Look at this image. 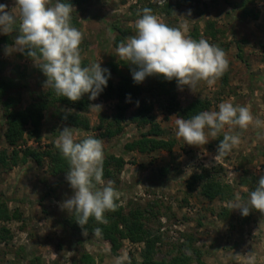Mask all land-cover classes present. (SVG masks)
Instances as JSON below:
<instances>
[{
    "label": "rangeland",
    "instance_id": "obj_1",
    "mask_svg": "<svg viewBox=\"0 0 264 264\" xmlns=\"http://www.w3.org/2000/svg\"><path fill=\"white\" fill-rule=\"evenodd\" d=\"M167 1L184 2L177 11V19L182 30L186 27L187 36L195 26L203 31L209 20L215 21L222 30L229 31L231 28L227 17L231 8L225 0ZM55 2L56 0H52V4ZM152 2L157 3L155 0ZM0 4H6L10 11L15 7V0H0ZM258 4L262 6V0H258ZM142 7L140 0H87L82 1L81 6L74 7L73 11L82 24L83 39L80 45H84L85 41L89 44V49L81 57L88 60L89 65L100 63L106 69L110 62L117 63L120 59L113 46L114 35L106 25L108 22H117L130 26L133 29L132 35H135V10L140 11ZM189 10L190 16L187 15ZM238 26L240 37L248 38L250 42L244 48L245 58L242 62L236 56L237 39L230 32L225 36L224 42L230 44L226 53L230 72L228 87L223 88L219 79L211 87L201 81L195 93L187 87L181 93L184 104L195 99L210 100L211 111H218V105L223 101L247 106L254 119L262 122L259 127L253 123L247 130L236 129L241 143L228 156L215 161L217 153L210 151L207 144L190 146L182 138L178 139L175 135L176 115L171 116L169 121H164L161 114L157 115L166 138L178 141L173 155L163 151L151 155L125 153V144L139 139L141 134V130L129 121L121 136L111 141L103 140L104 154L113 153L128 162L121 175V184L116 189L120 205L145 209L152 207L155 214L159 213L150 222L151 228L161 237L156 252L158 259L169 256L174 248L186 240V236L193 235L197 239L196 246L204 253L202 260L205 264H246V254L249 252L255 254L256 264H264V216L253 210L245 217L239 210H230L228 202L210 203L196 192H187V181L203 168L223 166L224 170L219 176L231 184L235 194L239 193L245 199L249 188L238 183L246 172L258 177L264 175V12L258 21L240 23ZM4 36L7 35L0 34V57L7 64L3 77L12 76L13 69L17 66H20L21 72L26 70L29 88L23 90V106L27 107L32 102V93L45 89L44 81L35 73L37 67L33 61L20 59L19 52L5 53L6 44L1 41ZM115 80L118 78L115 77ZM92 104L102 105L100 112L90 109L87 114L94 127L99 124L101 116L111 118L115 115L117 102L114 100L95 99ZM53 114L50 112L46 116L40 138L29 140L26 137L27 145L24 148L34 146L44 151L47 145L55 143L58 137L52 130L57 121ZM4 134L5 127L0 112V150H9ZM93 134L97 133L74 131L77 142ZM209 139L210 142L212 138ZM0 193L10 199L11 210L18 209L22 213L21 221L6 223L13 232L14 239L11 243L2 245L6 254L1 264H30L36 258H40V264H81L82 254L91 255L95 264H116V258L120 256L128 257L125 263H129L131 258L142 261L145 248L143 243L134 244L125 240L120 253L114 256L111 245L96 234L74 238L72 244L68 242L70 234L65 236L58 222L63 223L66 217L72 215L61 210L59 203L72 195V190L65 176L50 175L47 160L41 167L29 160L9 173H5L0 167ZM222 208H228L230 212L225 219L216 215ZM17 253L20 255L17 256Z\"/></svg>",
    "mask_w": 264,
    "mask_h": 264
},
{
    "label": "trees",
    "instance_id": "obj_2",
    "mask_svg": "<svg viewBox=\"0 0 264 264\" xmlns=\"http://www.w3.org/2000/svg\"><path fill=\"white\" fill-rule=\"evenodd\" d=\"M82 1L87 0H62L69 2L73 7L81 6ZM143 7L151 8L153 13L163 18V22L172 27H179L177 19V11L184 2L172 3L167 1L163 6L153 3L152 0H140ZM263 5L258 4V0H241L240 2L233 0H225V3L231 8L228 12V22L230 30L225 31L218 27L215 21H207L202 31L199 26H195L190 30L189 37L195 40L204 38L211 44L218 45L226 53L229 45L224 42L225 36L230 32L235 39L237 58L244 61V48L250 40L240 37L239 24L249 21H258L264 12ZM135 10V19L138 20L142 15V11ZM72 25L81 31L82 24L75 12L71 13ZM108 31L113 36V46L124 41L127 37L132 36L133 29L130 26L117 22H108L106 25ZM18 32L4 36L1 41L6 45L14 43V37ZM80 45V53L83 55L88 49V41ZM262 53L264 60V44L262 45ZM18 57L22 60L32 61L23 54ZM6 62L0 57V112H2V122L5 127V141L9 150H0V167L5 173L11 172L15 167L26 164L29 160L43 166L45 160L48 161V170L51 176H65L69 165L66 159L62 157L60 151L55 147V143H51L42 151L38 147L26 146V137L29 140H37L40 138L46 116L53 112L56 118L53 133L59 136L60 130L67 126L74 131H82L85 133H97L93 136L102 140L111 141L124 133L125 124L129 121L141 130L139 139L125 144V153L138 152L141 155H151L157 152H167L171 155L178 146L175 138H166V132L158 121V114L163 116L164 121H169L171 116L176 115L185 119L202 111H211L212 103L210 100L195 99L188 104L182 101V90L177 86L175 80L167 81L163 77H146L142 83H135L132 77V68L134 65L127 64L126 61L119 60L110 62L107 69L110 71L107 87L97 97L99 100H114L117 102L115 115L111 118L101 116L99 124L94 127L91 125L87 114L90 110V100L88 95H84L81 100L71 102L67 98L58 97L51 89L40 90L32 93V102L27 106H23V90L29 88L27 72L20 71V66L13 69L12 76L3 77V71L6 68ZM82 65L89 66V61L82 58ZM124 69V70H123ZM35 73L45 82L46 77L39 68ZM115 77L118 80H115ZM264 77V70H263ZM222 87L226 88L230 81V72L227 70L222 77L219 78ZM137 102L139 106H137ZM73 110L71 113L68 110ZM66 117V119H65ZM145 130V131H143ZM143 131V132H142ZM86 137L81 138L84 139ZM223 139V132L216 139H212L207 143L210 151L217 153V146ZM128 162L123 157H119L113 153L104 154L103 162V179L107 182L114 181V187L119 188L121 184V175L125 170ZM224 168L218 165L215 168H203L200 173L193 174L187 181V192L197 193L201 198L213 203L221 201L227 203L235 196V189L231 184L225 182L219 173ZM260 177L253 176L246 172V175L239 181V185L254 190ZM10 199L5 194L0 193V264L5 257L6 252L2 248L3 244H9L14 239L13 232L6 226L8 222H19L22 220L20 210H11L9 207ZM117 209L114 212H106L105 216L108 220L107 224H97L93 219L88 222L87 233L95 235L94 229L100 228V239L111 245V251L117 256L123 246V242L128 240L134 244L145 245L142 252V261L131 258L129 263L125 264H205L202 260L204 254L202 249L196 246L197 239L193 235L186 236V240L177 248L162 259L156 257L158 244L161 241L160 235H157L150 222L153 218H157L158 214L153 212V208L144 207H124L120 205L117 199ZM228 208L216 214L219 218L225 219L229 216ZM250 217V216H249ZM57 223V221H56ZM66 236L70 234L68 242L74 243V238L83 236V230L76 222L73 216L66 217L64 222H58ZM199 225H202L199 222ZM20 255L17 253V256ZM81 264H95L94 258L89 254H82ZM30 264H40V258L33 259Z\"/></svg>",
    "mask_w": 264,
    "mask_h": 264
},
{
    "label": "clouds",
    "instance_id": "obj_3",
    "mask_svg": "<svg viewBox=\"0 0 264 264\" xmlns=\"http://www.w3.org/2000/svg\"><path fill=\"white\" fill-rule=\"evenodd\" d=\"M155 2L163 6L167 0ZM73 10L71 3L62 0H56L55 4L52 0H15V7L10 11L6 4H0V34L18 32L14 43L5 46V53L19 52L30 58L46 77L45 89L71 102L81 100L86 94L95 100L107 87L110 71L100 63L82 65L83 33L71 23ZM141 11L135 22V35L116 47L118 58L135 66L132 68L135 83H142L146 77H163L167 81L175 80L181 90L187 87L195 93L201 81L211 87L227 72L229 61L221 47L204 38L192 39L185 34L186 27L182 30L169 26L151 8ZM187 15H191L190 10ZM89 108L100 112L102 105L90 104ZM253 123L257 127L262 124L254 119L247 106L223 101L218 111H202L190 119L177 117L175 135L187 145L200 147L209 142V137L216 139L223 132L214 157L218 161L241 143L240 134L235 130H247ZM55 147L68 162L65 178L72 190V195L60 202L59 207L75 218L86 235L85 226L90 219L107 224L105 213L117 209L114 181L103 179L104 141L88 135L77 142L74 130L65 126ZM227 207L239 210L245 217L253 210L264 216V175L254 190L247 193V199L237 193ZM94 232L99 234L101 229L96 228ZM127 260V256L117 257L116 264H125ZM246 264H256L253 252L246 254Z\"/></svg>",
    "mask_w": 264,
    "mask_h": 264
}]
</instances>
